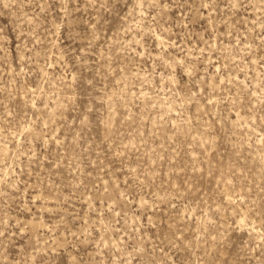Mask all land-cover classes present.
Instances as JSON below:
<instances>
[{
	"label": "rangeland",
	"instance_id": "374dc122",
	"mask_svg": "<svg viewBox=\"0 0 264 264\" xmlns=\"http://www.w3.org/2000/svg\"><path fill=\"white\" fill-rule=\"evenodd\" d=\"M0 264H264V0H0Z\"/></svg>",
	"mask_w": 264,
	"mask_h": 264
}]
</instances>
